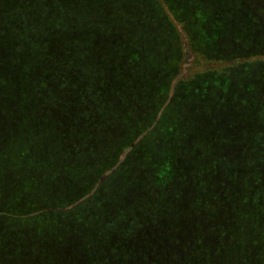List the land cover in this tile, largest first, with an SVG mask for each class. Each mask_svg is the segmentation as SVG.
<instances>
[{
	"label": "trees",
	"instance_id": "trees-1",
	"mask_svg": "<svg viewBox=\"0 0 264 264\" xmlns=\"http://www.w3.org/2000/svg\"><path fill=\"white\" fill-rule=\"evenodd\" d=\"M166 1L181 20L182 9L203 14L200 38L216 45L214 54L264 67L253 60L264 55V0ZM165 7L164 0H0V151L16 134L3 127L5 116L23 127L7 169L0 167V264H264V69L248 82L251 97H239L244 128L237 122L244 105L227 104L223 124L206 112L202 148L200 137L191 139L174 167L168 158L163 183L154 176L166 160L150 150L152 140L144 172L115 189L124 164L104 178L157 126L144 115L161 88L157 77L148 84L153 52L159 40L168 48L172 41L159 23ZM100 164L103 173L83 189V172ZM92 218L97 224L85 226Z\"/></svg>",
	"mask_w": 264,
	"mask_h": 264
},
{
	"label": "rangeland",
	"instance_id": "rangeland-1",
	"mask_svg": "<svg viewBox=\"0 0 264 264\" xmlns=\"http://www.w3.org/2000/svg\"><path fill=\"white\" fill-rule=\"evenodd\" d=\"M164 4L166 6V13L162 11V8L158 9L161 17H163L159 23L162 22L160 26L162 28L165 27L163 35H169L171 33L172 41L168 48L167 45L162 43V39L159 40V48L156 52H153V59L156 61V65H153L150 61L152 75L154 77L150 78V83L148 84L149 86H153L155 77L160 78L161 82L159 85L161 87L160 92L162 91V93L160 96L159 92V100L156 102L154 101L156 104L155 109L147 111L144 115L146 117L144 120L145 124H147V122L150 124L152 119H155L157 128L155 127L150 130L144 143L139 145L142 139L141 137L134 141L129 148L121 153L119 163L116 167L111 171H105L104 178L108 175L111 176L110 174H114L115 170L120 165L122 166L124 164L125 166L120 175L122 178L111 186V189H115L118 186L117 184L121 182L123 185H127L128 181L130 182V180L136 176L138 169L144 172L143 167L145 164L148 166H150V164L152 165L150 158L154 153L147 152L149 147L146 145V143L151 140V143L154 144L150 147V150L153 151L156 147V150L162 152L160 154L163 159L166 160L164 164L159 167V171H157L154 176L156 183H163L165 177L168 176V173H166L167 166L170 164V162L167 163V160H169L168 158L172 156L171 165L173 166L179 158L184 157L187 144L182 145V143H189L191 139H196L198 141V137H200V141L197 144L199 148H202V144L200 143L203 139L202 132L205 125L209 123L206 120L210 119V116L207 117L208 113L206 112L209 111L213 114V116L211 114V121H213V123H215V121H217V123L220 121L221 124L225 123L223 119L220 120L219 116L220 114L225 115L227 104L239 103V97L241 95H243L244 99L251 97L250 93L252 89L248 87V82L254 77V70H258L260 73L264 69L262 66L252 65L253 62L248 61V57L246 58L244 55L235 56V54L231 53L229 58H224L222 55L219 56L214 54L212 49L215 48L216 45H214L210 39L206 41L200 38L202 26L199 23L202 22L203 14L200 12L194 14L182 9L180 13L186 15L187 18L181 20L176 14L178 12L175 13V10L170 8L169 2L164 0ZM169 49H171L170 52ZM253 60L254 62L264 61V55L254 57ZM250 65H252L251 71H249L248 67ZM178 68L180 69L178 70ZM151 90L152 88H150L149 91L151 92ZM259 97L264 103V90H260ZM241 104L244 105V108L242 109V107H239L241 111L237 122L241 125V128H244L246 126L245 123L247 121L246 115L248 116V110L244 102ZM193 106L196 109H194ZM211 111H216L217 113ZM253 111L257 112V107H255V105L253 106ZM8 118H12L10 113ZM229 120H235V118L230 117ZM158 122L160 123L158 124ZM180 122L183 123L185 127L181 126L179 130ZM4 123H6V126H3L5 129L8 131L14 130L16 132L13 136L5 137L6 139H3L5 142H1L4 144V147L2 151H0V167L7 169L12 155L16 152L13 151L16 145L13 147L11 141H15L16 137L21 138L20 135L23 131V127L20 124V120H16V118L8 121L5 116ZM10 123L14 124V126L10 125ZM17 123H19L18 126ZM134 137L126 136L123 142H131L135 139ZM177 144L182 146L177 153L175 152L173 155V150ZM33 160H35V157ZM144 160L146 161L145 164ZM16 161L17 160L13 162ZM31 165L32 168L36 169L39 163L34 162V164L31 163ZM103 165L104 164L95 166L96 169L93 171L86 170L83 172V177L85 179L83 189L88 190L89 187H91V176L95 178L96 175L99 176L103 173ZM44 170L47 171V168ZM68 170L66 168L64 169V171H68L67 174L72 172L70 169ZM146 172L149 171L146 170ZM62 178L64 181L69 180L72 182L74 180L63 173ZM31 179L33 182H36V185L39 184V179L37 177L31 175ZM116 179L117 178H115V180ZM3 189L5 188L3 187ZM3 196H7L9 199L6 192L3 193L2 197ZM42 196L43 192L39 194L38 199L45 202L44 197L41 198ZM70 216H72L71 213L65 214L64 222H69L72 219ZM110 216L113 217V215ZM73 218L77 219L76 217ZM92 219H94V222L91 221L89 223V221H86L85 226L86 224H90V226L96 225L97 218ZM106 221L109 220L106 219ZM116 222L115 220V224H117ZM80 227H84V224H80ZM32 235L33 234H30V236ZM110 241L114 242L113 240ZM34 245L32 244V250ZM109 252L112 255V251L110 250ZM16 257L19 258V256ZM6 260L8 259H4V262L1 264H12L6 262Z\"/></svg>",
	"mask_w": 264,
	"mask_h": 264
}]
</instances>
